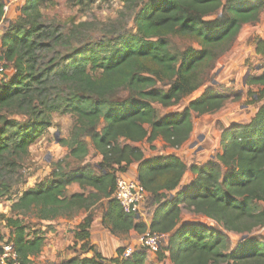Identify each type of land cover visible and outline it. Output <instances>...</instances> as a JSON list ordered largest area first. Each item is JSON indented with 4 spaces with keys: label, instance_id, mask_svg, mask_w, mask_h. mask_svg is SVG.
Segmentation results:
<instances>
[{
    "label": "trees",
    "instance_id": "obj_1",
    "mask_svg": "<svg viewBox=\"0 0 264 264\" xmlns=\"http://www.w3.org/2000/svg\"><path fill=\"white\" fill-rule=\"evenodd\" d=\"M45 1L25 0L21 17L0 36V68L13 72L0 83V167L13 166L15 158H9L27 155L29 146L52 126L54 113L75 117L69 141L62 142L69 149L68 157L82 162L89 139L100 162L68 173L57 169L51 179L23 191L12 211L33 212L43 222L86 213L73 237L82 243L81 251L92 256H74L59 264H105L88 243L89 210L98 203L102 225L111 234H166L164 251L170 264H264V242L249 237L253 229L264 226V207L258 206L264 205V67L259 76L249 75L245 82L258 86L252 97L260 106L248 122L222 129L221 154L215 160L187 167L173 155L145 159L138 147L129 144L151 145L161 138L179 147L192 133L191 113L211 114L223 107L229 96L212 87L181 112L158 116L153 104L168 108L198 90L207 75L204 69L231 48L242 26L260 20L264 0H120L134 7L139 2L134 31L77 46L70 43V32L61 35L41 24L39 7ZM3 17L0 0V22ZM78 31L75 28L72 34ZM172 36L190 38L197 47H171ZM60 39L65 50L40 69L41 52L52 51L51 44L57 47ZM254 45L256 55L264 59V39L256 38ZM133 163L142 190L156 203L148 227L138 221V213L123 212L112 197L116 175L126 173ZM187 170L194 177L179 189ZM71 184L91 192L67 197L66 187ZM0 189L6 190V185L0 184ZM182 210L247 238L227 253L222 231L198 223L180 224ZM5 221L12 230L9 239L18 264H32L43 236L34 232L28 238L19 219ZM122 252L119 249L110 263L147 264L141 248L128 258H121Z\"/></svg>",
    "mask_w": 264,
    "mask_h": 264
},
{
    "label": "rangeland",
    "instance_id": "obj_2",
    "mask_svg": "<svg viewBox=\"0 0 264 264\" xmlns=\"http://www.w3.org/2000/svg\"><path fill=\"white\" fill-rule=\"evenodd\" d=\"M1 1L4 4V17L0 22V36L9 25L14 24L21 17L20 10L25 3V0ZM138 4L139 2L135 4V7ZM135 7L134 5H125L120 0H46L40 5L39 13L41 24L59 30L61 35H68V32L72 34L75 28L78 31L79 25L82 24L79 33L68 36L71 38L70 43L77 46L85 40L97 41L112 34L133 32V19L137 11ZM254 28H246L243 34L244 40L240 39L234 43L215 63L210 64L211 68L204 69L207 75L198 90L168 108L153 104L158 116H165L181 112L190 101L197 98L207 87H212L229 96V100L223 107L214 113L204 115L191 113L192 133L183 145L174 148L161 138H157L151 145L145 141L137 144L146 159L173 155L189 167L191 165H204L210 160H215L216 155L221 154L219 139L222 129L232 125L233 123L230 122L233 119H238L240 123L248 120L247 118L259 105L253 101L252 97V94L258 91V86L242 84L247 70L250 72L249 75L254 74L256 76L264 67V59L257 60L250 48L253 44L252 38L256 35ZM262 30L264 31L263 28ZM169 40L171 47L178 50H184L188 45L197 47L196 42L187 37L172 36ZM59 44L56 47L54 42L51 44L54 48L52 51L49 52L48 49V52H41L38 66L40 69H43L45 63L52 60L56 52L62 53L65 50L64 40H61ZM12 73L11 69L0 68V83L8 81ZM51 122L52 126L45 134L29 146L27 155L21 158H9V160L15 158L13 166H6L3 169L0 167V184L6 185V190L0 189V196L3 194L0 197V215L4 216V219L0 221V236L10 238L12 230L5 221L7 218L19 219L26 226L28 238H31L34 232H39L44 238L43 246L37 256L31 259L32 264H59L66 259L69 252L75 253L79 242L75 241L73 231L86 213L84 211L71 213L49 221L53 222V225H46V222L35 219L33 212H13L11 205L18 200L23 191L32 188L35 184L51 179L53 173L58 172L57 169L68 173L84 165L94 168L100 162V157L93 149L89 139H85L88 154L82 162L68 157L69 149L62 142L69 141L75 125V117L54 113L51 115ZM101 126L102 123H100L99 128ZM120 175H124L126 179H134L133 174H129L128 171L125 174L118 173L116 176ZM193 177V174L187 170L180 182L179 189L186 187ZM72 185L66 187L65 196L68 197L75 192H83L85 195L91 192L89 188L81 190L78 185ZM98 204L89 210L92 217L99 218L103 213L102 207ZM258 206L264 207L263 204H258ZM139 208L138 221H144V218L148 220L156 208V203L145 196ZM187 223L203 224L208 228L222 231L226 236L227 253L233 251L241 241L247 238L246 235L224 231L211 220L182 210L180 224ZM249 237L264 242V226L253 229ZM119 238L123 241L121 248L123 252L126 249L135 250L136 247L140 246L139 238L135 243L128 242V235H120ZM165 246L166 240L162 243L161 250L164 251ZM163 251H160L164 254L161 260L157 252L147 251L146 263L170 264L167 259V252L164 251L163 253Z\"/></svg>",
    "mask_w": 264,
    "mask_h": 264
},
{
    "label": "crops",
    "instance_id": "obj_3",
    "mask_svg": "<svg viewBox=\"0 0 264 264\" xmlns=\"http://www.w3.org/2000/svg\"><path fill=\"white\" fill-rule=\"evenodd\" d=\"M262 12H261L262 14L260 15V20L257 23L245 24V25L242 26V28H241V30H240V32H239L236 40L234 41V43H236L240 39L241 40H244V35L243 34H244L246 28L247 29L248 28L250 29V28L256 27V28H254L256 35H255V37L252 38L253 44H252V47H250V48L252 49V52L254 53V56H255V58L257 60H262V58L260 56L256 55L254 40L256 38L264 39V31L262 30V28L264 29V10ZM262 69L263 68H261V72H262ZM261 72L258 75H256V76H259L261 74ZM258 104H257L258 105L257 106V109L260 106V103H258ZM257 109H255V111L251 114V116L247 118L248 120L243 121V122L240 123L238 121V119L237 120L233 119L230 123H233V124H238V123L243 124V123L248 122L251 119V117L254 115V113L256 112ZM129 144L131 146H133V147H138L137 144H139V143H129ZM136 165H137L136 163H133V164H131L129 166L130 169L129 168L127 169V171H128L129 174H133V178H137V176H136ZM127 171H126V173H127ZM73 185H75V184H73ZM78 188H79V186H78ZM75 193H79V192H75ZM72 194H74V193H71V195ZM71 195H69L68 197H70ZM146 196L148 197L147 194H146ZM139 212H140V210H139ZM139 214H138V216H139ZM101 218H102V215L99 218L98 217H92V224H91V226H90V228L88 230L89 231L88 243H89V245L91 247H94L95 250L101 255V257L103 258L105 264H111L110 263V260L111 259H115L117 257V251L122 248L123 241L119 238L120 235L111 234L106 228H104V226L102 225V222H101ZM151 219H152V216L148 220H146L144 218V221H142V222H144L146 224V226L148 227L149 224H150ZM48 224L49 225H53V222H46V225H48ZM125 235H128V237H129L128 242L130 241V243L137 242V238L140 237V235H138L134 231H129L128 234H125ZM81 245H82V243H79V245L75 249V251H76L75 253H73V251L72 252H69V254L66 256V259L65 260H69L70 258H72L74 256H80V257H86V258L91 257L92 256V253L91 252H85V251L79 250L80 247H81Z\"/></svg>",
    "mask_w": 264,
    "mask_h": 264
},
{
    "label": "built area",
    "instance_id": "obj_4",
    "mask_svg": "<svg viewBox=\"0 0 264 264\" xmlns=\"http://www.w3.org/2000/svg\"><path fill=\"white\" fill-rule=\"evenodd\" d=\"M146 193L142 190L137 178L126 179L124 175L117 176L115 182V188L112 197L119 203L123 212L125 213H138L140 210V204ZM167 238L166 234L161 233H149L139 237L140 246L143 250L158 252L161 250L162 243ZM134 250L126 249L122 254L121 258L130 257ZM0 264H18L17 254L13 243L9 238H3L0 236Z\"/></svg>",
    "mask_w": 264,
    "mask_h": 264
},
{
    "label": "water",
    "instance_id": "obj_5",
    "mask_svg": "<svg viewBox=\"0 0 264 264\" xmlns=\"http://www.w3.org/2000/svg\"><path fill=\"white\" fill-rule=\"evenodd\" d=\"M249 74H250V72H249V70H247V72L245 73V76L243 78V81H242L243 85H245L246 79L248 78Z\"/></svg>",
    "mask_w": 264,
    "mask_h": 264
}]
</instances>
